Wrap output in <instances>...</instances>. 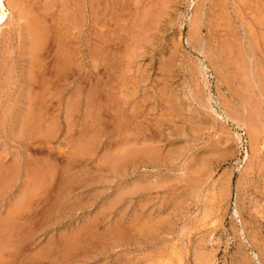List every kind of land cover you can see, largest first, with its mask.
<instances>
[{
  "label": "rangeland",
  "instance_id": "obj_1",
  "mask_svg": "<svg viewBox=\"0 0 264 264\" xmlns=\"http://www.w3.org/2000/svg\"><path fill=\"white\" fill-rule=\"evenodd\" d=\"M3 4L0 264H264V0Z\"/></svg>",
  "mask_w": 264,
  "mask_h": 264
},
{
  "label": "bare ground",
  "instance_id": "obj_2",
  "mask_svg": "<svg viewBox=\"0 0 264 264\" xmlns=\"http://www.w3.org/2000/svg\"><path fill=\"white\" fill-rule=\"evenodd\" d=\"M1 2H2V6L4 7V4H3V0H1ZM19 2V1H18ZM25 3V2H24ZM9 4V3H8ZM234 4V3H233ZM237 7V6H236ZM2 8V7H1ZM0 8V9H1ZM5 9V8H4ZM2 10V9H1ZM2 13H3V11H2ZM1 13V14H2ZM5 15H7V14H5ZM5 19V16H4V14H3V16H1V18H0V24L3 22V20ZM31 20V19H30ZM192 23V22H191ZM257 25V24H256ZM37 25L36 24H33V25H31L30 26V28H29V32L31 33V35H32V38H33V40H32V42L34 43V44H38V40H39V36H40V32H38V30H37ZM249 33V32H248ZM30 35V34H29ZM264 41V40H263ZM134 56V55H133ZM250 61V60H249ZM258 70V69H257ZM152 108V107H151ZM33 126V125H32ZM35 126V125H34ZM20 133V132H19ZM48 133V132H47ZM126 150V149H125ZM133 152V151H132ZM134 153V152H133ZM129 155V154H128ZM155 155V154H154ZM120 158V157H119ZM167 220V219H166ZM119 232V231H118ZM131 235V234H130ZM142 235V234H141ZM207 262V261H206ZM206 262H204V264H207Z\"/></svg>",
  "mask_w": 264,
  "mask_h": 264
}]
</instances>
